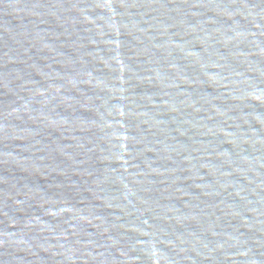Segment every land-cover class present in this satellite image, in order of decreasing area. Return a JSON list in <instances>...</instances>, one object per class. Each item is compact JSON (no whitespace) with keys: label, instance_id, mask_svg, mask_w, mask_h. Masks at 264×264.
<instances>
[{"label":"water","instance_id":"water-1","mask_svg":"<svg viewBox=\"0 0 264 264\" xmlns=\"http://www.w3.org/2000/svg\"><path fill=\"white\" fill-rule=\"evenodd\" d=\"M0 264H264V0H0Z\"/></svg>","mask_w":264,"mask_h":264}]
</instances>
